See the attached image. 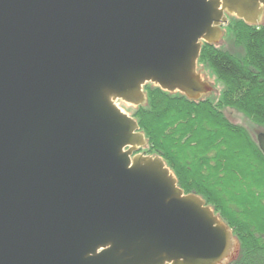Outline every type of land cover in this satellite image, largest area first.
I'll return each mask as SVG.
<instances>
[{
    "label": "water",
    "instance_id": "95a60500",
    "mask_svg": "<svg viewBox=\"0 0 264 264\" xmlns=\"http://www.w3.org/2000/svg\"><path fill=\"white\" fill-rule=\"evenodd\" d=\"M228 18L261 26L264 0H0V264L237 261L122 108L210 95L198 60Z\"/></svg>",
    "mask_w": 264,
    "mask_h": 264
},
{
    "label": "trees",
    "instance_id": "16d2710c",
    "mask_svg": "<svg viewBox=\"0 0 264 264\" xmlns=\"http://www.w3.org/2000/svg\"><path fill=\"white\" fill-rule=\"evenodd\" d=\"M228 20L241 54L203 45L198 60L224 87L215 103L148 85L147 104L131 116L147 142L145 154L161 157L183 193L201 197L232 231L240 244L232 264H264V155L221 111L235 109L264 130V23Z\"/></svg>",
    "mask_w": 264,
    "mask_h": 264
},
{
    "label": "rangeland",
    "instance_id": "374dc122",
    "mask_svg": "<svg viewBox=\"0 0 264 264\" xmlns=\"http://www.w3.org/2000/svg\"><path fill=\"white\" fill-rule=\"evenodd\" d=\"M229 23V20H228ZM228 23L222 27L223 30V36L220 45L226 48L229 51H234L237 54H241L242 49L235 47L233 43V38L231 33L226 29ZM219 45V46H220ZM198 72L203 76L204 80L208 82L212 88L213 92L208 95L207 97L210 99L211 102L215 103V101L220 97L221 92L223 90V85L212 74L211 70L207 68L205 65H198ZM122 108L129 114L132 115V109L126 108L125 106H122ZM223 115L225 118L232 124L236 126H240L244 128L252 138L255 139L256 135L260 132H263L264 130L255 125L250 119H248L246 116H244L242 113L235 109H231L229 107H225L221 109Z\"/></svg>",
    "mask_w": 264,
    "mask_h": 264
},
{
    "label": "flooded vegetation",
    "instance_id": "af4514ba",
    "mask_svg": "<svg viewBox=\"0 0 264 264\" xmlns=\"http://www.w3.org/2000/svg\"><path fill=\"white\" fill-rule=\"evenodd\" d=\"M138 153H141V154H143V155L147 156V155L145 154V152H144V150H143V149H142V150H140Z\"/></svg>",
    "mask_w": 264,
    "mask_h": 264
}]
</instances>
